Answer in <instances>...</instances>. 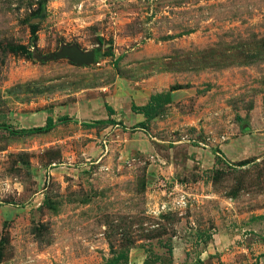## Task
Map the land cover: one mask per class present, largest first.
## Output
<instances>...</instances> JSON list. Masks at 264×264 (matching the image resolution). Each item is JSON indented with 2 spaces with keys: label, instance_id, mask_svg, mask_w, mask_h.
<instances>
[{
  "label": "rangeland",
  "instance_id": "1",
  "mask_svg": "<svg viewBox=\"0 0 264 264\" xmlns=\"http://www.w3.org/2000/svg\"><path fill=\"white\" fill-rule=\"evenodd\" d=\"M145 260L264 264V0H0V264Z\"/></svg>",
  "mask_w": 264,
  "mask_h": 264
},
{
  "label": "trees",
  "instance_id": "2",
  "mask_svg": "<svg viewBox=\"0 0 264 264\" xmlns=\"http://www.w3.org/2000/svg\"><path fill=\"white\" fill-rule=\"evenodd\" d=\"M32 32H34V28L32 29ZM170 102V96L168 93H156L152 94L149 97V101L147 104L143 106H136L132 105L131 110L134 111L137 114H141L144 117V121H142L139 126L144 127L147 122L157 117L164 106L169 104ZM105 108L109 115L114 114L113 109L110 106L105 105ZM114 121H105V120H96L92 123V125H106V124H113ZM53 126L52 120L49 118L46 120V126L44 128L41 127H34L30 129H22L21 132L26 134H38L41 132H46L50 130ZM215 154V163L217 162V155L216 152L213 151ZM142 264H147V261H143Z\"/></svg>",
  "mask_w": 264,
  "mask_h": 264
},
{
  "label": "water",
  "instance_id": "3",
  "mask_svg": "<svg viewBox=\"0 0 264 264\" xmlns=\"http://www.w3.org/2000/svg\"><path fill=\"white\" fill-rule=\"evenodd\" d=\"M52 58V59H60V58H67L71 62L77 65H84L94 61L95 54L92 51L89 52H82L76 46L70 47H63L61 51L56 54H50L49 56L45 57V59Z\"/></svg>",
  "mask_w": 264,
  "mask_h": 264
},
{
  "label": "crops",
  "instance_id": "4",
  "mask_svg": "<svg viewBox=\"0 0 264 264\" xmlns=\"http://www.w3.org/2000/svg\"><path fill=\"white\" fill-rule=\"evenodd\" d=\"M149 97H150V95L147 96V98L141 96V97H140V100H139L138 103H137V106H143V105L147 104V102H148V100H149ZM136 115L140 117V114H136ZM132 118H133V117H132ZM139 120H140V119H137V122H138ZM139 122H140V121H139Z\"/></svg>",
  "mask_w": 264,
  "mask_h": 264
},
{
  "label": "built area",
  "instance_id": "5",
  "mask_svg": "<svg viewBox=\"0 0 264 264\" xmlns=\"http://www.w3.org/2000/svg\"><path fill=\"white\" fill-rule=\"evenodd\" d=\"M180 202H182V200H181ZM182 203H183V202H182Z\"/></svg>",
  "mask_w": 264,
  "mask_h": 264
}]
</instances>
